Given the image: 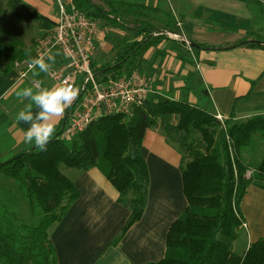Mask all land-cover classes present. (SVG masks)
<instances>
[{
  "label": "trees",
  "instance_id": "1",
  "mask_svg": "<svg viewBox=\"0 0 264 264\" xmlns=\"http://www.w3.org/2000/svg\"><path fill=\"white\" fill-rule=\"evenodd\" d=\"M239 1L264 13V0ZM7 2L18 19L38 22L44 32L55 27L54 19L24 0ZM75 3L104 26L134 35L133 42L120 45L114 62L100 67L95 62L99 77L119 78L128 74L131 66L141 72L144 53L164 35L155 36L148 23L128 28L94 0ZM123 4L130 6L129 2ZM246 46L264 50V40ZM26 57L23 46L0 39V70L2 65L14 67ZM65 125L64 117L45 151L34 146L0 159V190L21 197L28 207V211L19 212L0 192V264H60L52 229L80 196L63 167L98 168L114 186L118 202L131 212L115 240L118 245L142 220L148 205L150 174L143 144L150 129H158L182 155L188 204L169 229L164 259L147 264H264V237L241 254L235 251L245 231L242 203L248 189L257 186L264 190V152H260L264 148V116L246 120L232 116L221 122L206 108L157 93L133 116L104 117L70 139L61 137ZM247 152L255 156L247 160ZM5 181L9 184L4 185Z\"/></svg>",
  "mask_w": 264,
  "mask_h": 264
},
{
  "label": "crops",
  "instance_id": "2",
  "mask_svg": "<svg viewBox=\"0 0 264 264\" xmlns=\"http://www.w3.org/2000/svg\"><path fill=\"white\" fill-rule=\"evenodd\" d=\"M26 1L53 20L56 8L53 2ZM192 2L208 4V9H118L122 13L136 12L139 27L148 23L158 36L164 35L144 53L141 72L153 81L160 94L199 105L226 119L264 116V50L246 46V43L264 40V13L250 9L239 0ZM119 29L111 27L116 36L117 33L126 36L121 44L134 41L133 33ZM168 32L181 34L188 43L170 38ZM111 39L106 37L99 47L106 45L112 55L110 58L115 57L114 62L122 47H116L118 44ZM22 46L35 57L37 46ZM56 60L61 61L60 57ZM8 68L2 65L0 70V141L6 136L8 141L0 152L3 160L34 147L23 141L21 129H26L27 125L15 120L18 111L28 104V100L20 98L17 93L25 87L34 88V80L44 87L57 85L49 75L35 77L31 74L29 79L22 80L15 67ZM64 116L56 121V128ZM143 154L150 174L148 205L142 220L118 245L115 240L131 212L118 202L119 194L114 186L98 168L82 170L71 179L80 196L64 219L52 229L60 264H147L159 262L165 256L164 243L166 250L169 229L188 204L180 167L182 155L158 129L147 131ZM254 199L263 201L264 190L250 186L242 203L248 230L244 207ZM97 203L106 204L95 212V216L89 217L90 207ZM82 209L84 221L87 220L83 226L76 221ZM259 230V224L252 230L256 239L264 235Z\"/></svg>",
  "mask_w": 264,
  "mask_h": 264
},
{
  "label": "built area",
  "instance_id": "3",
  "mask_svg": "<svg viewBox=\"0 0 264 264\" xmlns=\"http://www.w3.org/2000/svg\"><path fill=\"white\" fill-rule=\"evenodd\" d=\"M55 4L58 10L55 27L45 31L38 40L35 57L48 49L59 51L61 55L56 59L60 57L61 61L56 60L52 72L48 74L49 78L57 85L66 81L80 89L79 97L65 112L66 125L61 134L63 139L85 132L104 117H131L146 104L151 95L159 93L153 81L138 70H132L119 78L99 77L95 66L96 54L99 44L106 38V28L78 9L75 0H55ZM167 35L188 43L182 35L171 32ZM14 67L20 79L31 77L27 59L16 61ZM32 83L34 88L40 84L37 80ZM216 118L221 122L226 119L220 114H216ZM251 174L249 172L248 177ZM244 228H248L246 223Z\"/></svg>",
  "mask_w": 264,
  "mask_h": 264
},
{
  "label": "rangeland",
  "instance_id": "4",
  "mask_svg": "<svg viewBox=\"0 0 264 264\" xmlns=\"http://www.w3.org/2000/svg\"><path fill=\"white\" fill-rule=\"evenodd\" d=\"M94 1L97 5H100L106 11L112 12L113 16H117L119 19H121L123 24H125L128 28H135L140 24L137 21V19L139 18L135 14L136 12L131 11V14H128L125 13L126 11L124 13L119 12L118 9H137V10L138 9H208L207 8L208 4L202 2H200L201 4L194 3L192 2V0H94ZM50 2H53V6L56 7L55 0H49L48 3L50 4ZM127 2L130 3V6H125V4H123V3L127 4ZM26 3L28 2L26 1ZM53 11L55 14H53L52 17L54 20H56L58 15L57 7ZM129 15H132L133 16L132 18L135 19L134 20L132 18L130 19ZM106 28H107L106 37L107 38L112 37L111 40L114 41L115 44H118L116 45V47L120 46V44L122 43V41L125 39L126 36H122L120 33H117L116 36L115 35L116 32L112 31L111 27L106 26ZM119 30L123 32L128 31V30L124 31L125 29L122 30L119 29ZM44 33L45 32L41 30V27L38 22H26L18 19L8 7L7 0H0V39L1 40L6 39L8 41L17 43L20 46L26 45V46H30V48H34L37 46L38 40L44 35ZM127 33L132 34L131 31H128ZM98 52H99V56H98ZM110 56L112 55H109V49L106 47V45L105 46L102 45L98 47V51L96 54V65L100 67L102 65H105L106 63H112L113 58L115 57L110 58ZM131 69L133 70V68L130 67L129 72L131 71ZM198 97L200 96L198 95ZM19 109L20 108H18V110ZM7 144L8 141L6 136L0 141V152L2 148L6 147ZM260 152H264V148H261ZM253 156H255L253 153H249V152L245 153V157L247 160L251 159ZM259 158H261V156ZM62 170L66 174V176H68L70 179L74 178L76 175H78V173L82 172V170L67 168V167H63ZM5 184H9V183L5 181L4 185ZM0 192L4 194L3 196L5 200L9 201L12 205H14V207H16V209L19 212H23L25 210L28 211L27 204L21 199V197L11 194L7 195V193L5 194L2 189L0 190ZM105 204L99 205L97 203V205H92L87 215L89 217L90 215L95 216V212H97V210L102 209V207ZM244 208H245L244 210L245 216L247 215L246 221H248L250 229L249 230L247 229L246 232V229L244 228L245 229L244 233L240 236L239 240L236 242L235 251L240 254L243 253L246 249H248L251 246L252 242L254 243L264 236L263 235L261 237H258V239H256V237H254L252 234V230L256 227L257 224H259L261 227V230L259 231L264 232V199L263 201L262 199L260 200L254 199L251 202H249L248 205ZM83 216H84V212L82 209L78 212V220H76L77 222L79 221L78 223L82 226L83 224L85 225V223L87 222L86 219L84 221ZM75 217H76V213H75ZM165 252L166 250L164 243V253ZM164 257L165 256H163L161 260L164 259Z\"/></svg>",
  "mask_w": 264,
  "mask_h": 264
},
{
  "label": "clouds",
  "instance_id": "5",
  "mask_svg": "<svg viewBox=\"0 0 264 264\" xmlns=\"http://www.w3.org/2000/svg\"><path fill=\"white\" fill-rule=\"evenodd\" d=\"M59 51L48 49L32 57L30 50L26 51L28 70L33 76L48 75L52 72ZM26 75V74H25ZM80 94V89L71 83L61 82L51 87H25L17 95L28 100V104L20 110L15 120L27 125L21 129L23 141L34 145L40 151H45L56 132V121L65 115L66 110L73 105Z\"/></svg>",
  "mask_w": 264,
  "mask_h": 264
}]
</instances>
